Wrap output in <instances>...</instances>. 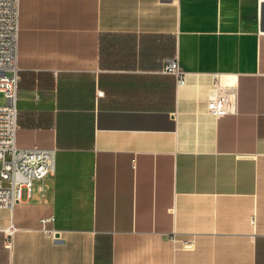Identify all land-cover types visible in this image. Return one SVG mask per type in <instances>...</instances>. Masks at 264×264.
Returning a JSON list of instances; mask_svg holds the SVG:
<instances>
[{
	"label": "crops",
	"instance_id": "1",
	"mask_svg": "<svg viewBox=\"0 0 264 264\" xmlns=\"http://www.w3.org/2000/svg\"><path fill=\"white\" fill-rule=\"evenodd\" d=\"M263 5L20 0L17 144L56 170L0 264H264Z\"/></svg>",
	"mask_w": 264,
	"mask_h": 264
},
{
	"label": "built area",
	"instance_id": "2",
	"mask_svg": "<svg viewBox=\"0 0 264 264\" xmlns=\"http://www.w3.org/2000/svg\"><path fill=\"white\" fill-rule=\"evenodd\" d=\"M20 0H0V209H13L23 198L31 197L36 188L41 198L56 170V149L40 146L20 147L17 133L20 127L19 92ZM163 71L174 74L177 83L184 84L187 72L176 57L165 59ZM218 85V82H217ZM230 96L219 93L208 102L209 111L222 116L230 111ZM40 184L36 186V182ZM18 230L13 224L5 228V245L11 249L13 235Z\"/></svg>",
	"mask_w": 264,
	"mask_h": 264
},
{
	"label": "rangeland",
	"instance_id": "3",
	"mask_svg": "<svg viewBox=\"0 0 264 264\" xmlns=\"http://www.w3.org/2000/svg\"><path fill=\"white\" fill-rule=\"evenodd\" d=\"M4 102L3 93H0V103Z\"/></svg>",
	"mask_w": 264,
	"mask_h": 264
},
{
	"label": "water",
	"instance_id": "4",
	"mask_svg": "<svg viewBox=\"0 0 264 264\" xmlns=\"http://www.w3.org/2000/svg\"><path fill=\"white\" fill-rule=\"evenodd\" d=\"M263 19H264V5H263ZM264 24V23H263ZM264 26V25H263Z\"/></svg>",
	"mask_w": 264,
	"mask_h": 264
}]
</instances>
